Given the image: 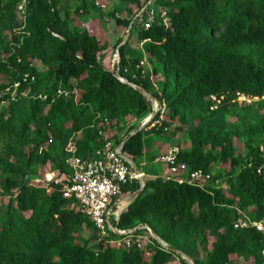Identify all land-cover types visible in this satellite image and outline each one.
Returning a JSON list of instances; mask_svg holds the SVG:
<instances>
[{
	"label": "trees",
	"instance_id": "trees-1",
	"mask_svg": "<svg viewBox=\"0 0 264 264\" xmlns=\"http://www.w3.org/2000/svg\"><path fill=\"white\" fill-rule=\"evenodd\" d=\"M62 1L30 0L23 29L9 41L0 40V55L7 59L0 57V75L9 81L0 89L26 73L36 78L22 83L20 92L29 96L12 101L0 118V142L16 135L18 145L34 129L28 167L55 172L61 182L51 183L55 189L43 195L24 177L6 179L9 206L15 202L21 212L30 214L23 222L10 214L0 234V264H189L179 252L193 264H233V255L245 258L244 264H264L263 234L251 226L235 227L239 220H247L248 212L250 220H264V115L245 127L228 120L238 95L263 102L264 0H158V6L169 10L168 24L158 21L146 30L134 23L131 35L136 32L143 51L135 52L130 39L119 47L120 75L132 85L121 83L105 67L97 37L87 30L65 29L59 16ZM20 2L0 0V13L9 14ZM123 2L130 7V16L110 15L119 26L129 28L142 4L140 0ZM2 18L4 30L13 18ZM144 58L153 65L150 73L141 65ZM35 62L48 70L45 77L39 75ZM133 85L151 94L163 109L150 121L161 122L151 133L164 135L175 123L172 136L187 132L191 147L179 152L180 163L191 171L211 173L214 181L218 179L213 174L215 165L231 167L227 190L147 179L141 195L122 211L115 225L120 229L149 226L168 245L164 248L154 240L150 255L136 246L109 242L120 238L112 232L101 239L92 221L60 192L66 182L63 174L71 173L65 162L71 140L84 159L111 140L125 141L124 152L134 160L144 157L146 130L122 138L117 133L109 135L110 130H120L121 118L152 114L151 101ZM74 88L81 92L77 100L54 98L58 89ZM41 94L48 95V100L39 99ZM24 106L31 117L19 123ZM163 114L167 118L161 120ZM58 117L72 120L73 135L63 138ZM77 134L80 137L75 139ZM241 138L248 150L245 158L236 155V139ZM0 166L16 173L1 156ZM155 170L149 174L161 171ZM140 188L139 181H134L123 190L128 195ZM83 229L91 230L93 236L77 244L74 234ZM210 237L212 250L203 260L199 248L206 251Z\"/></svg>",
	"mask_w": 264,
	"mask_h": 264
},
{
	"label": "rangeland",
	"instance_id": "rangeland-1",
	"mask_svg": "<svg viewBox=\"0 0 264 264\" xmlns=\"http://www.w3.org/2000/svg\"><path fill=\"white\" fill-rule=\"evenodd\" d=\"M98 1L100 2L99 4ZM128 9H130V7L125 4L123 0H63L59 6V16L64 20L65 29L68 30L74 28L78 31L87 30L90 34L97 37L102 47V62L105 67L110 70L112 68V60L114 56L118 54L119 47L123 45L126 39L127 41L130 39V44L135 52L143 51L142 43H140L139 39L137 38L136 32H133V35H131V32L129 34V28L126 26H119L115 19L110 15V13H116L117 17L128 18L130 16ZM2 15H9V17L11 16L13 18L10 25L6 26L4 30L1 29L4 23ZM27 17L28 9L26 11V19H24V15L20 12V10H18L17 7L9 14L8 11H1L0 40H11L13 33L19 32L23 29L26 24ZM1 58L3 59L4 55H2ZM143 62L145 70L150 73L153 70V65L148 62L146 58H144ZM34 65L36 66V69L41 77H45L47 75L48 70L40 62H35ZM8 82V79L4 75H0V84H6ZM250 100L251 101L243 102V100L237 99L238 105L235 107V110L231 116L228 117V120L231 123L245 127L249 123H255L260 116L264 115V100L262 103H259L261 100H258V98H251ZM10 104L11 103L9 102L4 104L0 103V118L4 117V115L8 113ZM161 110H163L161 109V105L155 100L151 106L152 114L155 116ZM151 115H148L147 117L144 116L142 118H137L132 115L121 118L119 120L120 130H110L109 132V135H114L117 133L118 137H127L129 134L137 132L141 127H143L144 124H147L143 128L144 130L148 131H145L144 135L145 155L142 159H135V163L142 169L144 173L147 174V177L150 175L149 172L156 173L157 170L155 169H161L160 165L151 166L154 165L153 162L157 157L174 149L181 151L190 149L191 147L187 132H179L176 136H172L173 127H177V123H175L174 126L170 128L164 135L151 133L150 129L155 124L161 123L150 122ZM30 117V109L28 106H24V108L20 110V119L17 122L20 123L22 121H26L30 119ZM166 118L167 117L164 114L161 116V120ZM56 122L62 130L63 138H66L72 133L73 122L71 119L58 117ZM31 124L36 127L35 120H31ZM18 129L19 128H17L16 131H18ZM71 135H73V133ZM35 137V130L32 129L22 141H18V145L14 144L16 135H13L11 140L0 142V156L4 157L6 161L10 162L13 165V168L16 170V173H12L7 168L0 166V234L8 222L10 214L14 215L15 218L20 222H23L29 217L30 214L21 212L15 202L11 207L9 206L10 197L7 195L5 190L6 179L8 177L13 176L19 179L24 177V180H26V182L29 183L32 188L39 190L41 194L44 195L50 192L49 187H47L45 184L46 182L37 183L34 181L35 179L40 178L45 179V174L47 173H45L40 168L31 169L27 164L28 151L33 147ZM79 137L80 134H77L74 138L77 139ZM257 143L261 144V140H259ZM247 153L248 150L245 144V138L236 139V155L240 156L241 158H245ZM142 163H147V166L142 167ZM230 170L231 167L229 164H217L214 166L213 174L218 177V183L216 184L217 187L227 190V180ZM50 171L51 170L48 172ZM246 216L251 218L250 212L246 213ZM92 236L93 232L91 230L83 229L74 234V240L75 243L82 245L90 241ZM213 240L214 239L210 237V243L206 251L199 248V256L201 259H207L208 253L212 250ZM231 258L237 264L248 262L245 258L239 257L237 255H233ZM55 259L59 260L58 255H56ZM170 264L179 263L171 262Z\"/></svg>",
	"mask_w": 264,
	"mask_h": 264
},
{
	"label": "built area",
	"instance_id": "built-area-1",
	"mask_svg": "<svg viewBox=\"0 0 264 264\" xmlns=\"http://www.w3.org/2000/svg\"><path fill=\"white\" fill-rule=\"evenodd\" d=\"M140 1L142 5L136 9L129 29L132 28L134 23L146 30L151 29L158 21L168 24L169 10L166 7L158 6V0ZM29 2L30 0H21L17 6L18 10L24 15V19H26ZM54 35L58 36L57 34ZM3 61L7 62V59L4 58ZM119 64L120 56L118 53L112 60L110 71L114 73L121 83L130 84L125 77L120 75ZM141 65L144 66L143 61ZM35 80V77L26 73L20 80L6 85L5 88L0 89V103H11L20 97H28V92H20L22 83H33ZM60 96L68 98L74 96L77 100L79 91L77 88H74L72 91L58 89L54 94V98ZM37 97L43 101L48 100V95L46 94H41ZM237 99L243 100V102L251 101V98L245 95H238ZM262 99L264 100V96ZM124 145L125 141H106L100 149L96 150L92 157L84 159L78 156L77 147L71 140L65 148V152L67 153L65 162L71 173L63 174L66 182L60 189V192L64 198L73 200L76 208L92 221L101 239L108 237L110 232H112L120 238L111 239L109 242L125 245L126 247L136 246L150 255V247L155 246L154 240L164 248L168 249V245L163 241L160 243L153 236L152 229L149 226L139 225L130 229H120L115 225L122 211L126 208L121 209L122 203L130 195L124 193L123 188L134 181H139L141 188H145L147 179L159 178L165 181H177L180 184L187 183L199 186L202 189L209 186L217 187L218 181L213 180L211 173H207L204 170L191 171L186 163H180L178 161L180 152L178 149L171 150L157 157L153 162L154 165L151 166L160 165L161 171L157 174H150L147 177V174L135 163L133 157L124 152ZM42 150L43 148H41ZM261 150H264L263 147ZM141 166L146 167L147 163H142ZM34 181L37 183L46 182L45 184L50 190L55 189L53 185L50 186L51 183H61L60 179L56 177L55 172L45 174V179L40 178ZM249 226L256 228L264 236V220L253 221L247 218L246 221L239 220L235 224L236 228ZM138 230H147L148 233H138Z\"/></svg>",
	"mask_w": 264,
	"mask_h": 264
},
{
	"label": "water",
	"instance_id": "water-1",
	"mask_svg": "<svg viewBox=\"0 0 264 264\" xmlns=\"http://www.w3.org/2000/svg\"><path fill=\"white\" fill-rule=\"evenodd\" d=\"M129 34H130V32H131V29H129ZM127 42V39H126V41L123 43V44H125ZM118 53H119V50H118ZM134 87L137 89V90H139L149 101H151L152 103H154L155 102V99H154V97L151 95V94H149L148 92H146L144 89H142V88H140V87H137V86H135L134 85ZM153 117H154V115L152 114L151 115V119L150 120H152L153 119ZM147 124H144L143 125V127H141L139 130H142L145 126H146ZM138 130V131H139ZM136 133V132H135ZM135 133H132L131 135H134ZM143 190H144V188H141L140 190H138V191H136V192H134V193H132V194H130V195H128L127 197H126V201L128 202V205L129 204H131L138 196H140L141 195V193L143 192ZM152 234H153V236L160 242V243H162V240L160 239V237L152 230ZM182 256H183V258H185L188 262H189V264H193V262H192V260L187 256V255H185V254H183V253H181V252H179Z\"/></svg>",
	"mask_w": 264,
	"mask_h": 264
},
{
	"label": "bare ground",
	"instance_id": "bare-ground-1",
	"mask_svg": "<svg viewBox=\"0 0 264 264\" xmlns=\"http://www.w3.org/2000/svg\"><path fill=\"white\" fill-rule=\"evenodd\" d=\"M128 202L126 200L123 201L121 209H124L127 206Z\"/></svg>",
	"mask_w": 264,
	"mask_h": 264
}]
</instances>
